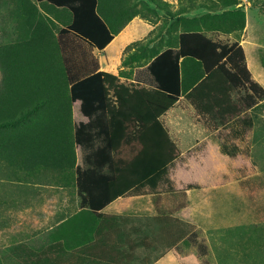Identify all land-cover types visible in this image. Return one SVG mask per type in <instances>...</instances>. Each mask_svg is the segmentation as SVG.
Wrapping results in <instances>:
<instances>
[{
	"label": "trees",
	"instance_id": "obj_1",
	"mask_svg": "<svg viewBox=\"0 0 264 264\" xmlns=\"http://www.w3.org/2000/svg\"><path fill=\"white\" fill-rule=\"evenodd\" d=\"M17 1V36L0 45V158L28 171L74 170L83 207L98 211L132 189L157 190L170 181V166L182 152L160 118L181 96L201 117L236 123L230 139H244L252 129V118L243 115L264 100V86L253 78L239 42L224 43L200 28L182 31L178 46L150 60L153 84L127 83L99 70L93 54L134 16L123 14L125 2ZM242 89L236 101L233 94ZM78 101L84 119L76 122ZM77 147L86 150L84 165L77 164ZM221 149L232 157L241 151L227 140ZM164 219L175 235L171 243L188 234L186 222ZM60 244L62 239L37 253L18 243L11 253L19 263L66 264V257L45 256ZM198 246L207 252L205 243Z\"/></svg>",
	"mask_w": 264,
	"mask_h": 264
},
{
	"label": "rangeland",
	"instance_id": "obj_2",
	"mask_svg": "<svg viewBox=\"0 0 264 264\" xmlns=\"http://www.w3.org/2000/svg\"><path fill=\"white\" fill-rule=\"evenodd\" d=\"M122 2H125L126 14L140 15L152 27L142 40L144 43L165 32L167 38L164 36L166 42L162 47L172 46L180 31L194 28L206 30L214 38L229 43L238 40L247 48L255 74L264 86V0ZM20 8L17 0H0V45L15 40ZM1 79L0 68V83ZM245 91L234 92L233 98L238 101ZM171 112L167 121L175 130L196 127V123L198 128L206 130L207 138L189 140L195 146L178 155L169 169L168 177L172 176L174 181L165 182L163 189L155 194L135 200L143 212L135 220L148 233L145 224L150 225L154 220L150 210L154 208L164 213L170 211L186 222L187 239L182 241L178 252H173L175 256L172 252L165 256L166 264H264V100L244 113L245 118H252L253 126L244 139L237 140L228 137L237 128L236 123L221 125L206 116H198L196 109L185 100ZM81 119L84 116L78 101L74 104V120ZM225 140L229 144L236 142L240 153L235 157L224 156L221 145ZM85 152L81 150V160ZM52 171L44 167L28 171L0 158L2 264H25L24 260L19 263L11 253L20 242L28 243L37 253L58 239L68 246L82 243L83 214L75 218L76 223L82 221L80 224H69L74 219L69 217L80 208L73 183L74 170L64 174ZM190 184L196 187L189 188ZM55 196H60L61 201L55 200ZM64 198L69 202H64ZM52 208L61 212L56 223L50 220L43 224L46 210ZM66 217L69 219L64 222L62 219ZM199 243L206 244L205 254L199 249ZM45 256L59 260L57 251H47Z\"/></svg>",
	"mask_w": 264,
	"mask_h": 264
},
{
	"label": "crops",
	"instance_id": "obj_3",
	"mask_svg": "<svg viewBox=\"0 0 264 264\" xmlns=\"http://www.w3.org/2000/svg\"><path fill=\"white\" fill-rule=\"evenodd\" d=\"M167 1L172 4H178L179 1L182 0ZM123 14L126 15V10ZM124 20L126 19H123V21ZM151 28L152 27H149V25L143 21V18H141L140 15L138 16L137 14H134L131 20L126 22L125 26L115 35L113 40L106 45L104 49L93 48V54L99 60V70L118 75L121 78V81L127 83L144 86L153 84V79L147 70V66L154 56L165 50L168 46L162 47V44L166 42L164 36L166 37L167 34L165 32L157 39L150 40L146 43H144L145 41H142L145 39ZM181 32L182 31L178 33L175 40L176 44L172 46L179 45V34ZM208 35L211 36L210 32H208ZM216 40L229 43L228 41H223L221 39ZM139 42L143 43V45H137ZM234 42L239 41L237 40ZM239 44L245 49L247 64L252 72L253 78L262 84L257 74H255L253 63L247 53V48L241 42H239ZM112 46L115 47L114 50H112ZM100 51H103L104 54H99ZM184 100L188 102L190 107L194 108L185 96H181L175 106L169 109L160 118L165 126L169 128L172 138L178 143L182 152L181 155H183V152L186 153L189 151V148L195 146L192 141H189L190 139L207 138V133H205L206 130L198 128L196 123L194 124L196 127L175 130L167 121L172 114L170 111ZM198 116L200 115L198 114ZM180 117L183 118V116ZM81 150V147L76 148L78 165H84L83 160L80 158ZM223 155L228 157V154L223 153ZM205 162L206 161L201 163ZM186 164L188 165L189 163ZM170 171L169 175L171 173ZM169 179L170 181H174L172 176H169ZM73 183L75 185L74 187H76L77 202H79L80 208L73 216L69 217L74 218L69 224H80L82 221L76 223L75 218L82 213L84 239L80 245L68 246L66 244L67 247H63L64 242L63 244L58 245L55 251H57V255L66 257V264H166L167 261L165 256L169 252H172L171 254H174V251L178 252L182 241L187 239L186 235L183 238H179L176 242L171 243L175 238V235L173 236L174 233L171 229H168L169 227L164 226V218L173 217L178 219V217L171 214L170 211L164 213L163 210L159 211L160 209L153 210L154 208H150V210L153 211L152 218L154 220L150 225L145 224L148 233H146V231L144 232L142 230L144 228L141 227L142 225L139 221L135 220L136 216H140L143 213H141L140 208H137L139 206L135 204V200L137 202L147 194L151 195L159 192L157 190L163 189L162 186L165 182L161 183L157 190H152L147 186L139 191L137 189H132L98 211H94L88 206H82V196L78 190L75 171ZM54 198L55 200L61 201L60 196H55ZM54 198H51L52 203H54ZM63 200L66 203L69 202L66 198ZM57 214H61V212L54 208L47 209L45 212L46 221L43 222V224H48L50 220H52V223L54 224ZM69 218L66 217L62 220L65 222ZM64 222L62 223L64 224ZM60 223H58V225ZM172 230L174 231L175 229ZM143 232L145 233L144 235ZM55 241L58 243L59 239L58 241ZM26 244L29 245L28 243ZM43 249L44 248L41 250Z\"/></svg>",
	"mask_w": 264,
	"mask_h": 264
}]
</instances>
